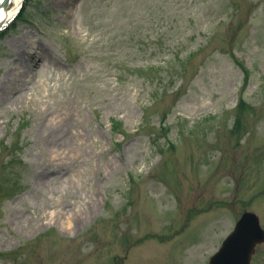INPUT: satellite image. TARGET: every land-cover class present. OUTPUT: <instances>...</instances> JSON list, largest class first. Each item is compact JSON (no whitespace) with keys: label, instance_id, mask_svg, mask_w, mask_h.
<instances>
[{"label":"rangeland","instance_id":"obj_1","mask_svg":"<svg viewBox=\"0 0 264 264\" xmlns=\"http://www.w3.org/2000/svg\"><path fill=\"white\" fill-rule=\"evenodd\" d=\"M4 93L0 264H209L264 230V0H25Z\"/></svg>","mask_w":264,"mask_h":264},{"label":"water","instance_id":"obj_2","mask_svg":"<svg viewBox=\"0 0 264 264\" xmlns=\"http://www.w3.org/2000/svg\"><path fill=\"white\" fill-rule=\"evenodd\" d=\"M9 2L5 0L3 4L8 5ZM263 242L264 231L259 218L255 214L245 213L210 264H250L256 247Z\"/></svg>","mask_w":264,"mask_h":264},{"label":"bare ground","instance_id":"obj_3","mask_svg":"<svg viewBox=\"0 0 264 264\" xmlns=\"http://www.w3.org/2000/svg\"><path fill=\"white\" fill-rule=\"evenodd\" d=\"M63 2L64 0H58ZM25 0H10L8 5H4L0 3V23L4 20L7 19L8 21H11L18 13L20 7L24 4ZM33 43L31 42L30 39L23 38L17 46H15V49L19 52L16 56L18 57L17 61H23L24 55L26 52H24L26 49H28L30 46H32ZM13 55V54H12ZM7 85L5 86V89L7 91V88H9L10 83L9 79L6 83ZM10 94L4 93L3 97H0V103H6ZM26 98H23L22 96H17L14 98L13 103H25ZM60 119H62L60 117ZM65 121L67 124L63 126V130H60L56 128L55 126H47L44 128V130L41 133V137L47 140L50 145L55 146L56 143L60 144L61 146H65L67 142H69L70 136L68 135L69 133V128H71L69 118L65 117L62 119ZM44 175V174H43ZM47 176V175H46ZM40 181L42 184H45L47 180L45 181L43 177H40ZM52 217V214H51ZM72 222L70 221L68 224V227L72 228Z\"/></svg>","mask_w":264,"mask_h":264}]
</instances>
